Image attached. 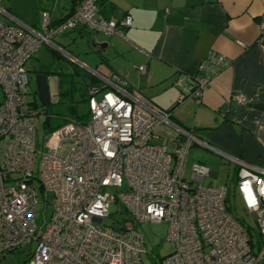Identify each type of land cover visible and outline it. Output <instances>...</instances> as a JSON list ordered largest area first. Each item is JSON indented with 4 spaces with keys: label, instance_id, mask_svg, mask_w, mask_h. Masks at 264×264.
I'll use <instances>...</instances> for the list:
<instances>
[{
    "label": "built area",
    "instance_id": "obj_1",
    "mask_svg": "<svg viewBox=\"0 0 264 264\" xmlns=\"http://www.w3.org/2000/svg\"><path fill=\"white\" fill-rule=\"evenodd\" d=\"M99 1L77 0L64 17L42 11L37 26L6 21L10 15L0 6V259L22 249L30 264H143L146 247L136 225L165 222L172 250L161 264H264V168L232 159L236 193L255 216V243L229 213L226 187L204 183L210 169L192 163L186 171L192 137L159 140L154 131L170 123V113L126 90L120 76L102 78L103 89L90 87L86 119L64 120L47 132L45 150L36 149L26 64L79 25L122 36L131 17L106 18ZM209 62L186 79L179 101L199 100L226 64L220 56ZM137 69L146 72L145 65ZM232 99L247 103L241 94ZM38 190L51 207L46 223L37 221ZM115 201L123 216L105 223Z\"/></svg>",
    "mask_w": 264,
    "mask_h": 264
},
{
    "label": "crops",
    "instance_id": "obj_2",
    "mask_svg": "<svg viewBox=\"0 0 264 264\" xmlns=\"http://www.w3.org/2000/svg\"><path fill=\"white\" fill-rule=\"evenodd\" d=\"M2 1L10 15L3 17L6 21L38 25L39 15L36 22H27ZM76 4L41 0L40 9L64 17ZM99 8L112 20L131 17L122 36L100 33L96 38L106 44L105 52L90 49L83 35L93 32L81 25L54 38L61 48L68 41H86L89 51L81 56L70 51L71 58L97 79V87L104 88L102 78L118 75L126 90L169 112L170 123L164 124L175 132L171 139L185 142L191 136L187 159L193 148L191 159L209 167V176L218 175L211 170L217 158L236 173L232 159L264 168V30L259 27L264 0H100ZM210 56L223 57L226 64L199 100L187 96L179 101L186 79L208 66ZM140 65L146 66L144 74L138 72ZM235 94L247 103L238 105Z\"/></svg>",
    "mask_w": 264,
    "mask_h": 264
},
{
    "label": "rangeland",
    "instance_id": "obj_3",
    "mask_svg": "<svg viewBox=\"0 0 264 264\" xmlns=\"http://www.w3.org/2000/svg\"><path fill=\"white\" fill-rule=\"evenodd\" d=\"M40 1L41 0H3L2 2L6 6H11V10L21 19L27 22H36L38 15L39 17L41 15ZM92 32L95 38H100L102 36V34L98 32ZM70 51L73 52V54L81 56L84 52H88L89 48L85 40L76 41V43L68 41L64 45V48L56 45L53 51L47 48V45H43L37 52H35L34 56L36 58H33V56L26 64L29 68L27 73L29 90L27 101L30 103L31 111L35 115V147L39 152L45 150V136L48 130L56 125H61L64 122L63 118L71 115V105L78 108L80 112L87 111L86 105L78 102L80 100V90L74 92L73 101H71L67 95L62 94L69 87L67 79L69 77L56 73L60 70L68 71V68L66 67H68L69 62L75 65L78 69L86 71L79 62L71 58L73 57V54ZM37 62L43 67H38L36 64ZM38 70L46 72L51 101V105L48 108H45L40 104L36 93L35 74ZM76 78L77 77L75 76V79ZM75 86L78 87L80 84L76 82ZM2 100L3 91L0 87V102ZM154 133L159 136V140L166 141L171 139L175 132L170 125L161 123L156 127ZM159 140H156V142ZM192 150L193 148H191L189 152L190 158L187 159L186 163L187 172L189 171L191 164L196 162L191 159ZM216 163V168H211V170L217 171L218 175L214 177H206L204 183H215L226 187V206L229 213L237 219L245 229H248L252 242L256 243L260 236L258 235L255 216L253 213H248L243 208L242 202L235 190L237 173L234 171L233 166L224 162V160L217 158ZM38 195L39 205L37 207V221L41 223L44 220L46 223L50 215L51 207L49 204L46 206L44 205V200L39 190ZM122 210L123 206L119 201L111 202L109 207V213H111V216L105 219V223H111L112 217L121 218L123 216ZM136 229L144 237L146 251L142 254L143 264H161V258L172 250L171 242L166 239L167 224L165 222H144L137 224ZM27 253L28 251L26 250H16L14 253L7 254L1 258L0 264H30Z\"/></svg>",
    "mask_w": 264,
    "mask_h": 264
},
{
    "label": "trees",
    "instance_id": "obj_4",
    "mask_svg": "<svg viewBox=\"0 0 264 264\" xmlns=\"http://www.w3.org/2000/svg\"><path fill=\"white\" fill-rule=\"evenodd\" d=\"M99 12H100V8H99ZM66 68H68V71L60 70V71L56 72L57 74H63L65 76L69 77V78H67L68 82H69V87L62 94L67 95V97L71 101H73L74 92L76 90H80V100L78 102L83 103L87 107V102H88V98H89L88 89L92 86H96V87L99 86L100 87V84L98 83L97 79L92 74H90L89 72H87L85 70L78 69L71 62H69V65ZM75 76L77 77L76 79H79V80H76ZM76 82H78L80 84V86L76 87L75 86ZM48 107H46V108H48ZM70 108H71V112H70L71 115L64 117L63 118L64 120H67V119L84 120V119H86V117L88 115V111L80 112L78 110V108H76L74 105H71ZM58 126L59 125L54 126L50 130H48V132L51 131L52 129L58 127ZM246 230L249 233L248 229H246Z\"/></svg>",
    "mask_w": 264,
    "mask_h": 264
},
{
    "label": "water",
    "instance_id": "obj_5",
    "mask_svg": "<svg viewBox=\"0 0 264 264\" xmlns=\"http://www.w3.org/2000/svg\"><path fill=\"white\" fill-rule=\"evenodd\" d=\"M83 38H86L90 49L93 50L94 52L97 53L101 49L102 52H105L104 48L106 44L99 43V41H97V39L93 34L86 33L83 35ZM35 86L40 104L45 108L48 107L51 101H50L49 86L47 83V76L45 72H39L35 74Z\"/></svg>",
    "mask_w": 264,
    "mask_h": 264
},
{
    "label": "flooded vegetation",
    "instance_id": "obj_6",
    "mask_svg": "<svg viewBox=\"0 0 264 264\" xmlns=\"http://www.w3.org/2000/svg\"><path fill=\"white\" fill-rule=\"evenodd\" d=\"M39 72H43V71H37L36 74L39 73Z\"/></svg>",
    "mask_w": 264,
    "mask_h": 264
}]
</instances>
